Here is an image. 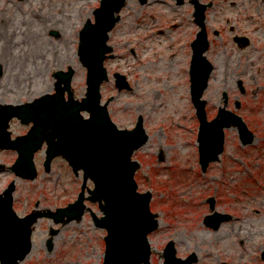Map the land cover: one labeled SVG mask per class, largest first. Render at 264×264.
<instances>
[{
  "label": "rangeland",
  "instance_id": "1",
  "mask_svg": "<svg viewBox=\"0 0 264 264\" xmlns=\"http://www.w3.org/2000/svg\"><path fill=\"white\" fill-rule=\"evenodd\" d=\"M100 2L0 0V103H25L54 93L53 74L69 66L76 68V98L85 96L87 71L77 55L79 32L86 20L93 19ZM169 3L151 1L142 6L138 0H128L110 36L114 57L106 62L110 81L102 88L104 100L115 99L109 111L118 127L131 130L142 116L150 136L133 159L140 163L135 176L139 191L152 193L151 208L160 218L159 229L150 236L151 264H163L162 252L171 240L182 258L196 252L198 264H264V75L258 71L264 61L254 55L248 60L229 49L223 54L226 46L220 42L209 56L216 70L205 94L208 116L215 117L226 92L229 109L244 118L256 139L243 147L237 129L229 130L221 161L202 173L188 74V43L195 27L185 10L176 11ZM171 22H179L178 28L167 29ZM115 73L127 78L131 90L118 91ZM237 78L244 80L246 94L236 87ZM237 102L242 104L239 109ZM11 129L16 137L25 135L30 126L14 120ZM16 157L14 151H0V163L6 167L0 170V194L17 179L14 208L20 216L36 205L56 211L77 199L82 173L75 176L64 159L54 160L47 173L45 150L40 151L35 157L39 176L28 181L8 169ZM92 185L89 181L88 187ZM209 198L215 199L217 212L233 215L218 231L204 224L212 214ZM87 205L102 216L98 204ZM92 218L86 211L81 222L66 225L40 219L33 250L21 264H103L106 231L97 228ZM52 230L57 234L53 250L48 251Z\"/></svg>",
  "mask_w": 264,
  "mask_h": 264
},
{
  "label": "water",
  "instance_id": "2",
  "mask_svg": "<svg viewBox=\"0 0 264 264\" xmlns=\"http://www.w3.org/2000/svg\"><path fill=\"white\" fill-rule=\"evenodd\" d=\"M146 4L148 0H140ZM127 0H101L100 7L94 11L95 22L87 20L80 31L78 56L81 64L87 68V92L82 101L75 99L72 82L76 70L54 74L56 78L55 93L45 94L25 104L0 103V150H14L18 158L10 168L21 179L35 180L38 171L35 155L46 147L44 167L51 170L52 161L62 156L73 167L74 172L84 171V183L79 199L66 208L56 212L35 210L20 217L14 210V192L16 181L0 194V262L1 264H21L33 249L32 235L34 225L43 217L54 219L55 223L67 224L74 220L80 222L86 210L85 191L88 179L95 188L88 190L87 199L98 202L104 216L92 213L97 227L107 230L105 237L106 252L103 264H151L152 247L149 234L159 227L158 214L150 209L152 193H139L135 173L140 168L137 161H132L134 151L143 147L149 140L144 128L143 117L139 118L136 127L130 130H119L111 120L108 106L101 104V86L108 81V71L104 63L114 57L112 46L108 45L110 32L121 19V11ZM54 35H58L54 33ZM199 38L193 44L194 56L191 63V95L200 120V164L203 172L211 162L219 161L224 151V129L238 127L244 144L253 142L254 136L248 131L242 117L229 111L228 96L225 95V106L219 109L216 119L207 120V102L202 100L208 87L214 65L203 53L208 49L204 39ZM206 40V37H205ZM202 45L204 47L202 48ZM109 55V56H108ZM119 91L130 89L125 76L115 74ZM244 91V89H243ZM67 95V97H66ZM83 111L90 114L88 119ZM14 118L22 124L33 126L24 136L12 139L9 132L10 121ZM0 165V168H3ZM210 209L215 211L214 199L209 200ZM232 216L215 212L206 216L207 227L217 231ZM56 232H52L54 235ZM53 239H49L48 248L52 251ZM164 264H196L197 253L186 259L177 256L174 241H170L163 251ZM264 260V252L262 253Z\"/></svg>",
  "mask_w": 264,
  "mask_h": 264
},
{
  "label": "flooded vegetation",
  "instance_id": "3",
  "mask_svg": "<svg viewBox=\"0 0 264 264\" xmlns=\"http://www.w3.org/2000/svg\"><path fill=\"white\" fill-rule=\"evenodd\" d=\"M169 5L176 11L185 10L195 27L193 39L188 43L191 56L193 40L200 31H204L209 41L208 57L220 42L226 46L223 54L229 49L240 57L245 54L248 60L249 56L254 55L256 59L264 61V0H170ZM178 25L179 22H171L167 29L175 30ZM245 71L247 68L242 70L243 73ZM258 71L264 75V62ZM241 80L244 82L241 78L235 82L240 92ZM243 86L246 89L245 82ZM198 129L197 126V132Z\"/></svg>",
  "mask_w": 264,
  "mask_h": 264
},
{
  "label": "bare ground",
  "instance_id": "4",
  "mask_svg": "<svg viewBox=\"0 0 264 264\" xmlns=\"http://www.w3.org/2000/svg\"><path fill=\"white\" fill-rule=\"evenodd\" d=\"M180 71H182V69H180ZM178 101H179L181 104H183L182 99H179Z\"/></svg>",
  "mask_w": 264,
  "mask_h": 264
}]
</instances>
